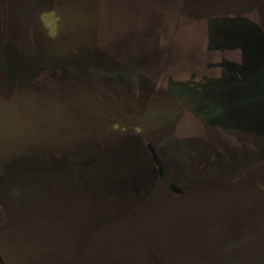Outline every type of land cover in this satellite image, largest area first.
<instances>
[{
    "label": "flooded vegetation",
    "instance_id": "obj_1",
    "mask_svg": "<svg viewBox=\"0 0 264 264\" xmlns=\"http://www.w3.org/2000/svg\"><path fill=\"white\" fill-rule=\"evenodd\" d=\"M160 1L109 0L105 14L107 22L99 24L98 12L91 46L61 58L47 55L45 60L49 64L40 63L43 58H33L31 62L25 61L28 60L26 58L17 61L19 68L8 69L0 52V100L12 97L22 102L26 92L44 91L49 100H54V106L47 102L44 106L28 103L30 109L34 112L44 108L48 114H54V117L47 116V123L61 124L67 121L69 125L63 128L75 131L71 135L75 137L67 140L75 143L69 144L66 154L53 153L35 144L0 153V203L19 205L17 209L62 204V212L54 215L39 213V218L79 222L74 234L68 235L66 232L65 235L68 238L76 237L74 251L82 255L80 262L72 261L66 251L59 264H172L154 261L148 253L157 248L161 253L169 250L168 245L152 231L157 227L153 222L161 218H146L137 213L131 215V211L147 204L159 206L166 201L173 206L172 209H184V204H191L189 207L195 208L201 204L197 201L199 198L195 200L193 196L190 199L184 195L195 194L196 190L204 188L212 194L206 201L208 208L204 213L185 212L180 215L174 212L170 218H164L206 221V245L196 252L205 253L208 260L193 264H258L257 243L260 220H264V196L259 195L256 173L252 175V180L248 176L237 182L178 181L176 178L191 165L195 168L193 171L200 168L206 172L209 167L201 163V158L206 160L208 156L219 158L214 163L228 156L235 166L238 162L242 166L249 157L257 161L261 151L247 149L243 141L257 145L264 138L255 132L214 121L213 129L224 143L220 149L212 148L211 140L217 139L209 134V120L201 119L199 121L208 133L205 131L198 137L176 132L171 123L167 133H141L135 137L133 145L131 135L104 132L105 128L101 127L114 123L116 115H125L134 108H142L158 100L176 107L178 111L187 112L193 98H180L176 89L180 83L195 90L202 86L200 83L223 82L229 76L242 77L240 49H216L210 46L202 51L196 44L198 36L194 39L182 36L181 39L180 24L185 27V24L193 22L182 20L184 17L179 21L180 15L173 2L168 15L171 19L164 21L165 24L161 23L163 11L158 4ZM191 2L193 6H205L210 1ZM233 14L236 13L228 15ZM166 15L167 11L164 20ZM2 39L0 37L1 50ZM5 84L10 86L9 89L1 87ZM208 85L202 91L211 94L213 89L215 97H221L222 102L235 97L232 93L234 86L219 85L221 91L216 95L217 86L211 88L210 83ZM227 90L230 91L221 93ZM65 114V119L58 117ZM199 151L203 153L201 156L197 154ZM112 152L121 155L120 159H128L120 162L123 163L122 169H119L122 173L127 175L133 169L146 175H139L140 181L134 184L130 180H117L112 174L117 167L113 165H107L108 170H104L103 175L94 165L84 163L90 158L96 161L100 155H112ZM195 159L197 164L200 163L199 168L193 165ZM147 173H154V176ZM71 176L79 178L78 181L55 186L46 182V179L53 177ZM119 177L122 175L119 174ZM52 189L60 195H51ZM187 198L191 201H187ZM121 226L126 231L123 238L116 234L117 230L121 231ZM199 232L200 229H195L193 235L200 236ZM192 239L184 240L186 242L182 244L180 242L183 247L180 249L176 244L178 248L174 249L175 252L179 251L181 255L188 251L185 246ZM67 240L65 245L71 249L72 242L68 244ZM121 240H124L123 250L118 249ZM197 242L199 244L198 240L195 244ZM90 245L94 248V258L84 253V248L87 246L90 249ZM121 253L124 256H120ZM119 258L125 260L117 261ZM173 264L182 263L177 261Z\"/></svg>",
    "mask_w": 264,
    "mask_h": 264
},
{
    "label": "rangeland",
    "instance_id": "obj_2",
    "mask_svg": "<svg viewBox=\"0 0 264 264\" xmlns=\"http://www.w3.org/2000/svg\"><path fill=\"white\" fill-rule=\"evenodd\" d=\"M209 1L205 6L201 4V6H197L196 4L193 6L191 0H188V3L186 0H161L158 3L163 11V19L160 22H166L171 19L168 17L169 7L175 2L176 9L180 15L179 21L184 17L182 20L190 21V23L193 22V24H185V27L180 24L181 39L182 36L190 39H194L195 36L197 38L198 36L196 44H199L198 47L202 51L210 46L216 47V49H240L243 60L241 79L229 76L223 82L208 81L206 84L200 83L202 86L197 87L195 90L180 83L177 85L179 88H176L180 98L181 96L183 98H193L191 99L193 103H190V109L187 112L178 111L176 107L158 100L147 105L145 104L142 108H134L125 115H116L114 123L101 125V127L105 128L104 132H123L124 134L131 135L134 145L137 135L141 133H167L168 128L173 123L176 132L190 133L193 137H198L206 131L199 120L207 119L210 123L208 124L210 129L209 134L217 139L211 140L212 148L217 147L220 149L222 147L221 144L224 143L221 136L213 129L214 121L249 132H255L259 137L264 138V132L261 134L258 127L249 122V116L247 115L249 113L247 109L249 105L247 104L249 103L247 102L248 95L250 94L245 92V84L248 78H254L259 74L257 62L259 58L253 56L254 53L250 55L249 51L256 50L255 44L259 42L256 41L255 33L261 27L260 24L252 22L249 18H252V15V19L259 21V18L264 17V0ZM108 4L109 0H0V24H3L2 27L0 26V37L3 38L2 41L4 42L1 53H3L4 61H6L5 68H19L17 61L21 62L26 58L28 60L26 59L25 61L29 62L33 58H43L40 63L49 64L45 60L47 55L61 58L78 49L91 46L92 39L95 37L94 26L97 14L99 12V24H105L107 22L105 14H107ZM258 10L262 12V14L260 13L261 17L258 14ZM166 11L167 15L164 20ZM232 13L236 14L228 15ZM246 16H249V18ZM122 21H124V18ZM171 30L170 28L168 32L170 33ZM28 66L31 67V65ZM209 83L211 88L217 86L216 95H219L221 91L219 85L234 86L235 89L232 93L235 97L231 101L228 99L227 102L224 100L222 102L221 97H215L213 89L211 94L209 91H202L203 88L209 86ZM198 84L193 83V85ZM1 87L9 89L10 86L5 84L1 85ZM229 91L221 93L225 94ZM256 95V93H253L252 97L254 98ZM46 102L54 106V100H49L44 91L26 92L22 102L14 100L12 97L7 100L3 99L0 102V153L29 144L39 145L41 148L49 149L53 153H68L69 144L75 143V141L67 140L75 137L71 136L75 131L63 128L69 125L67 121H63L61 124L53 121L54 123L49 124L46 120L47 116L54 117V114H48L44 108L33 112L28 106L32 103L44 106ZM58 117L65 119L67 115H58ZM243 143L245 144L244 147L247 145L251 146V144H248L250 143L248 141H243ZM259 144L263 146L264 143L259 142ZM194 145L197 147L195 143ZM200 146V149H204L202 148L203 146ZM197 154L201 156L203 153L199 151ZM120 157L121 155L112 152V155H100L98 160L94 161V158H90L89 161H85L84 163L94 165L95 169L103 175H105L104 170H108L106 166L113 165L117 168L112 170V174L118 176L119 173H122L119 169L123 167V163L120 162L128 160L127 158L120 159ZM153 158L159 164L156 157ZM71 159L75 160V158ZM217 160L219 158L208 156L206 160L201 158V163L209 167ZM220 160L221 162L215 163L218 169L224 166V164H233L230 162L228 156H224L223 160L222 158ZM199 164H197V159H195L193 165L199 168ZM191 166L186 169L187 171H181L176 180H211L206 176V172L200 170V168L193 171L195 168ZM54 178L46 179V182L51 183V186H55L60 183L77 182L79 179L72 176L59 179ZM261 178L264 180V171L261 173ZM212 179L218 182L221 181L217 177ZM52 191L51 195H60L59 193H55V189H52ZM123 195L125 194L123 193ZM184 196L190 197V199L193 196L195 200L199 198L197 201L198 203L201 202V204H198V207L195 206V208H190L191 204H184V209H172L173 206H170L166 201L159 206L157 204H147L143 205L139 210L131 211V215L137 213L146 218H161L153 222L157 224V227L153 228L152 231L157 233L163 240V243L168 245L166 247L169 250L161 253L157 248L155 249L157 252L155 250L148 252L151 257L150 259L166 263L172 262V264L177 261H180L182 264H193L207 259L205 253L196 252L197 249L200 250V248L206 245L207 237L204 234L206 221H195L192 219L178 220L176 218L166 220L164 218H170V214L174 212L180 215L185 212L204 213L205 208H208L206 201H208L207 199L212 194L208 189L204 188L203 190H196L195 194L189 193ZM186 200L191 201L188 198ZM62 211V204H50L48 206L37 205L35 208L28 206L24 209H15L10 217L0 215V264H59L63 260L66 251L67 253L69 252V256L71 255L72 261L78 260L80 262L82 255L78 251H74L76 237L71 236V238H68L65 235L66 232L68 235L74 234L79 222L39 218V213L54 215ZM119 223L124 224V222ZM124 228V226H121L119 228L121 231H116L117 237H125L126 231ZM195 229H200V236L197 234L193 235ZM259 230L257 243L258 264H264V220H260ZM188 239L193 240L191 243L187 242L185 246V249H188V251L183 252L181 255H179V251L176 253V250H174L177 247L176 244L179 245V249L183 248L180 246V242L182 244ZM66 240L68 244L72 242L71 249H67L65 245ZM197 240L199 244L198 242L195 244ZM121 242L119 250L124 249V245H122L124 240H121ZM91 245L90 249L87 246L84 248V253L89 257L95 256V253H93L94 248ZM120 256L124 255L121 253ZM116 260L124 261L125 259L119 258Z\"/></svg>",
    "mask_w": 264,
    "mask_h": 264
},
{
    "label": "trees",
    "instance_id": "obj_3",
    "mask_svg": "<svg viewBox=\"0 0 264 264\" xmlns=\"http://www.w3.org/2000/svg\"><path fill=\"white\" fill-rule=\"evenodd\" d=\"M260 13L262 14L261 11L258 10V14L259 16L261 17ZM249 18V16H246ZM251 17L253 18V16L251 15ZM256 17V16H255ZM252 18H249L250 20H252V22H255L256 24H260V27H261V30L264 32V17H261L259 18V21H256ZM0 52H1V49H0ZM259 142H263L264 143V140H260ZM248 144H251V146L249 147L248 145L246 146L247 149L251 148V149H259L260 151V154H259V159H257V161H255L254 157H249V158H246L245 161H243V165L240 166V162H238L235 165H227V164H224V166H221L220 169H218V167L216 166L215 163H213L212 165L209 166V168L207 169L206 171V176L208 178H210L211 180H213L212 178H219L221 179V181H234V182H237V181H240V180H243V179H247L248 176V179L250 178L252 180V175L255 174L256 175V180L259 181V187H260V191H259V195L260 196H264V180L261 178V173H263L264 171V144L263 146H260V144H255V143H248ZM147 175H153L154 176V173H147ZM139 177V176H138ZM156 177V176H155ZM255 179V178H254ZM261 180V181H260ZM37 205H35L36 207ZM17 207H20L19 205H16V204H9V205H6L5 203H0V215L1 216H8L10 217L14 210L17 209ZM20 209V208H18Z\"/></svg>",
    "mask_w": 264,
    "mask_h": 264
},
{
    "label": "water",
    "instance_id": "obj_4",
    "mask_svg": "<svg viewBox=\"0 0 264 264\" xmlns=\"http://www.w3.org/2000/svg\"><path fill=\"white\" fill-rule=\"evenodd\" d=\"M256 41L259 42L256 45V50H250V55L257 56L259 59V74L258 76L252 78L249 77L247 83L245 84V92L249 93L248 102L249 113V122L255 124L259 132L262 134L264 132V32L259 28L256 33ZM252 57V56H251ZM256 91V92H255ZM256 93L257 95L252 97V94ZM254 100V101H253ZM119 174L122 177H119ZM118 176L115 175V178L120 181H132L138 182L140 181L139 175H146L144 172H134V170H130L127 175L126 173H119ZM126 175V176H125Z\"/></svg>",
    "mask_w": 264,
    "mask_h": 264
}]
</instances>
